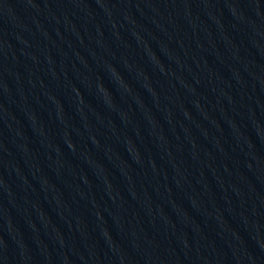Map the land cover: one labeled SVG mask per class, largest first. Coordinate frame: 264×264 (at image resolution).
I'll return each mask as SVG.
<instances>
[{
	"label": "water",
	"instance_id": "95a60500",
	"mask_svg": "<svg viewBox=\"0 0 264 264\" xmlns=\"http://www.w3.org/2000/svg\"><path fill=\"white\" fill-rule=\"evenodd\" d=\"M0 264H264V0H0Z\"/></svg>",
	"mask_w": 264,
	"mask_h": 264
}]
</instances>
